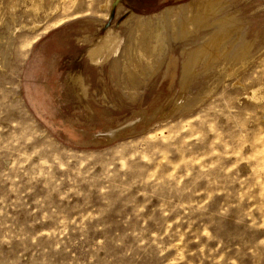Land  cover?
Returning a JSON list of instances; mask_svg holds the SVG:
<instances>
[{
	"label": "rangeland",
	"instance_id": "374dc122",
	"mask_svg": "<svg viewBox=\"0 0 264 264\" xmlns=\"http://www.w3.org/2000/svg\"><path fill=\"white\" fill-rule=\"evenodd\" d=\"M189 1L0 0V264H264V0L179 100L200 35L150 70L133 25Z\"/></svg>",
	"mask_w": 264,
	"mask_h": 264
},
{
	"label": "bare ground",
	"instance_id": "6f19581e",
	"mask_svg": "<svg viewBox=\"0 0 264 264\" xmlns=\"http://www.w3.org/2000/svg\"><path fill=\"white\" fill-rule=\"evenodd\" d=\"M190 1L186 5L179 7L168 6L163 11H161V13L159 12L160 14L154 15V17L152 18L150 17L144 18L143 16H136V22L133 25L136 28L135 30L137 34L136 36L140 37V39L138 37L135 39L136 47L137 45H140V43L143 40L145 42L144 45L145 47H137V59L139 61H145V65L150 70L155 69L157 67L159 60H157L156 56L159 55L161 52H163L164 48L168 46V39L170 37H172L173 40L180 39L183 40L184 42H189L188 38L190 36L200 35L201 43H204V45L192 47L189 48L188 50H186L185 47H183L182 49L181 54L183 56V61L181 64V76H180L181 96L179 97V100L182 98V93L185 91L187 78L193 75L197 71L198 67L199 68L202 67V66L200 67V65H202L201 62H204L203 66L209 67V65L210 66L213 64L215 65L218 62H220L221 58L223 59L228 58L229 49L226 44L230 35H232L233 33L232 26L234 25L232 16L230 18L229 17L230 15L221 16V14L220 15L218 14L219 12H221V9L223 8V4H225L223 3V1L225 0H194L192 2ZM35 7L37 6L35 5ZM174 15H177L175 20H173ZM129 17H133V14H130ZM38 27L39 25L37 26V28ZM114 34H112V32H108V34L104 36V38L101 41H97L98 45L94 46V48L91 49L89 55L93 62L96 61L95 60L96 58L94 57L96 56L101 57L102 55L107 56L109 53L115 51L116 48L119 47L118 44L119 40L116 36H114ZM141 34L145 35V38H141L140 36ZM119 37H121V35ZM124 44L125 46L128 44L127 46L130 47L129 43L127 44L124 43ZM122 49L126 50L125 47ZM238 50H239L238 60H241V63H243V60L247 57L248 52L250 50V43L247 42L246 40H243ZM163 54L165 55V53ZM152 57L155 59L154 61L152 60ZM141 66L142 65L140 64H130V66L127 67L132 68L133 71V69L141 68ZM158 67H160V65H158ZM219 68L221 71L222 69L221 64L219 65ZM132 71H130L131 74H133ZM150 72L151 71H149V73ZM226 72H228L229 75V71L226 70ZM260 89L262 90V87ZM82 90L84 91V89ZM256 91L257 90H252L251 92L252 96L255 98L254 100H256V98L258 97L257 94H259L258 92L256 93ZM261 97H264V93H262ZM116 132L117 130H111L110 131L111 137H114L116 135Z\"/></svg>",
	"mask_w": 264,
	"mask_h": 264
}]
</instances>
